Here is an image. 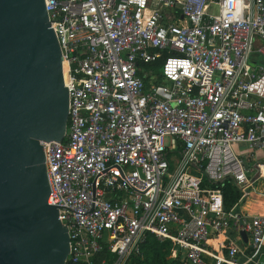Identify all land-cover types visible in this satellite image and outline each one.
<instances>
[{"label": "built area", "instance_id": "obj_1", "mask_svg": "<svg viewBox=\"0 0 264 264\" xmlns=\"http://www.w3.org/2000/svg\"><path fill=\"white\" fill-rule=\"evenodd\" d=\"M45 2L70 82L66 135L46 147L66 264H129L148 234L190 264H264V213L226 209L219 186L241 202L264 177L249 160L264 150V0Z\"/></svg>", "mask_w": 264, "mask_h": 264}, {"label": "water", "instance_id": "obj_2", "mask_svg": "<svg viewBox=\"0 0 264 264\" xmlns=\"http://www.w3.org/2000/svg\"><path fill=\"white\" fill-rule=\"evenodd\" d=\"M45 0H0V264H66L46 147L63 141L69 72ZM247 240L246 232L242 231Z\"/></svg>", "mask_w": 264, "mask_h": 264}, {"label": "crops", "instance_id": "obj_3", "mask_svg": "<svg viewBox=\"0 0 264 264\" xmlns=\"http://www.w3.org/2000/svg\"><path fill=\"white\" fill-rule=\"evenodd\" d=\"M257 44H260V42L258 41ZM263 64H264V57L262 55H260L258 52H255L253 54V56H252V66L254 68H258L260 65H263ZM263 151H253L249 155L250 162H251V159L253 160L254 157H256L258 159H256V161L254 162V164L255 163L264 164V158H262L261 155L258 156V153L260 154ZM226 182H230V181H226ZM230 183L232 185H234L232 182H230ZM258 183H260L259 186H258L260 192H264V186H262L263 183H264V177L261 178ZM254 196H256L257 198H254ZM237 203H239L238 210H240V211L249 212V213H251L253 215H257L259 213H264V195L260 194L257 191H255V192L253 191V193H251L249 196H247L246 198H244L241 202H240V200H238L232 207H234ZM224 205H225V203H224ZM232 235H234L238 239L239 242H242L243 241V243H240L241 245H243V244L245 245L248 242L249 235L247 234V240H246L245 237H244V235L242 234V231H240V232L232 231ZM166 241H169V240H166ZM219 241H221V242L223 241V244L220 245V242ZM161 242H164V241H161ZM170 243H171L170 254L168 255L167 258L170 259V260H173V261H177L178 264H190L189 261L183 259L184 258L183 253H181L180 255H178V257H176V258L172 256L173 244H172V242H170ZM209 246H210L211 249H214V250L219 251V252H226L227 249H228V247L226 246V238H222V239H220L218 241H212Z\"/></svg>", "mask_w": 264, "mask_h": 264}, {"label": "trees", "instance_id": "obj_4", "mask_svg": "<svg viewBox=\"0 0 264 264\" xmlns=\"http://www.w3.org/2000/svg\"><path fill=\"white\" fill-rule=\"evenodd\" d=\"M147 69L156 72L160 70L159 64H151ZM149 85L150 77L144 78ZM260 183L257 184L259 186ZM219 186L224 191V203L226 209H230L240 198L241 192L230 182L220 183ZM171 243L169 241L161 242L153 234H148L146 241L142 245V254L131 259L129 264H178L177 261L168 259Z\"/></svg>", "mask_w": 264, "mask_h": 264}, {"label": "rangeland", "instance_id": "obj_5", "mask_svg": "<svg viewBox=\"0 0 264 264\" xmlns=\"http://www.w3.org/2000/svg\"><path fill=\"white\" fill-rule=\"evenodd\" d=\"M215 10H217V7H215ZM259 155H261V157L264 158V151H263L262 153H260V154L258 153V156H259ZM258 156H257V157H258ZM256 159H258V158L254 157L253 160L251 159V162H250L251 166H254V165H255L254 162L256 161ZM262 186H264V183H263ZM253 191H254V192L257 191V192H259L260 194L264 195V192H260V190H259V188H258L257 185L255 186V189L251 191V193H253ZM254 198H257V197L254 196Z\"/></svg>", "mask_w": 264, "mask_h": 264}]
</instances>
